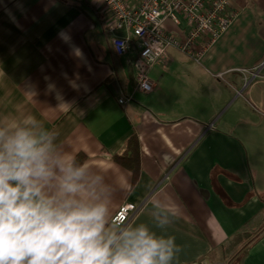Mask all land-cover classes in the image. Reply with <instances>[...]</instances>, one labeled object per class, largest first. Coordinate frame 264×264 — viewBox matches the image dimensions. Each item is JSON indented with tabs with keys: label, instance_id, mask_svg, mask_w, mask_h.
Returning a JSON list of instances; mask_svg holds the SVG:
<instances>
[{
	"label": "crops",
	"instance_id": "1",
	"mask_svg": "<svg viewBox=\"0 0 264 264\" xmlns=\"http://www.w3.org/2000/svg\"><path fill=\"white\" fill-rule=\"evenodd\" d=\"M229 4L147 93L95 0H0V264H264V0Z\"/></svg>",
	"mask_w": 264,
	"mask_h": 264
},
{
	"label": "built area",
	"instance_id": "2",
	"mask_svg": "<svg viewBox=\"0 0 264 264\" xmlns=\"http://www.w3.org/2000/svg\"><path fill=\"white\" fill-rule=\"evenodd\" d=\"M108 14L112 44L119 56L127 54L136 38L138 55L133 61L138 88L152 92L154 84L148 71L152 66L165 67L171 57L169 49L178 50L199 61L231 26L235 15L229 11V0H95ZM171 21L180 27L182 36L175 37L165 29ZM121 98V104L127 102ZM137 211L135 206L122 205L112 222L124 228Z\"/></svg>",
	"mask_w": 264,
	"mask_h": 264
},
{
	"label": "trees",
	"instance_id": "3",
	"mask_svg": "<svg viewBox=\"0 0 264 264\" xmlns=\"http://www.w3.org/2000/svg\"><path fill=\"white\" fill-rule=\"evenodd\" d=\"M129 148L127 152H125L123 155L116 156L115 159L118 163L121 165L127 167L128 169L134 171L135 173L138 171L139 166V150H138V142L136 140V137H132L129 140ZM245 234V233H244Z\"/></svg>",
	"mask_w": 264,
	"mask_h": 264
}]
</instances>
